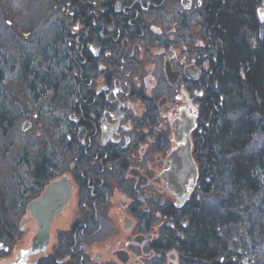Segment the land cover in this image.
<instances>
[{
  "label": "trees",
  "instance_id": "obj_1",
  "mask_svg": "<svg viewBox=\"0 0 264 264\" xmlns=\"http://www.w3.org/2000/svg\"><path fill=\"white\" fill-rule=\"evenodd\" d=\"M120 1L128 5L132 0ZM55 3L67 21L58 22L52 35L46 36L50 38L23 43L15 36L7 39L13 45V55L11 60L1 56L8 69L0 68V129L9 131L20 117L15 114L18 103L8 91L10 81L5 79L14 74L25 102L38 108L36 119H45L56 136V147L71 158H82L80 144H69L63 131L69 127L71 106L79 114L84 111L80 107L85 97L79 87L81 78L97 73L94 59L91 65L84 63L89 39L84 40L83 31L90 26L91 39L99 40V18H104L105 24L121 18V36L126 43L134 42L133 36L144 28L139 23V28L126 24L128 19H140L135 13L112 17L116 0ZM263 4L264 0H197L193 8L203 42L195 59L204 67L199 79L190 84L198 91L192 134L197 179L180 210L172 205L163 208L178 234L163 227L158 242L161 251L176 249L180 264H243L244 260L264 264V19L257 13ZM187 19L181 15L183 28ZM111 36L115 38V34ZM105 45L122 47L120 41L110 39ZM117 66L119 62H113L112 68ZM93 108L97 109L98 103ZM59 112L62 117H57ZM54 155L44 150L26 158L32 187H41L55 176L58 164ZM179 218L184 219L181 226ZM2 221L0 213V228ZM5 239L13 238L6 235Z\"/></svg>",
  "mask_w": 264,
  "mask_h": 264
},
{
  "label": "flooded vegetation",
  "instance_id": "obj_2",
  "mask_svg": "<svg viewBox=\"0 0 264 264\" xmlns=\"http://www.w3.org/2000/svg\"><path fill=\"white\" fill-rule=\"evenodd\" d=\"M166 2L167 0L160 2L159 0H132L128 5H124L120 0H116L112 17L126 18L133 13L136 16H141L140 12L147 11L148 18L146 20H142L141 17L138 20L136 17L128 19L126 24L134 28H139V25L143 26L144 30L139 35L133 36L134 41H143V44L146 43L148 46L147 51L156 50L157 52L156 60L152 62L153 67L148 70V75L151 78L149 83L164 81L167 86H172L180 95L192 100L196 97L188 93L187 90H192L190 84L199 79L204 67L202 68L198 64L197 57L189 62L188 67H181V54H173L176 46H174L175 42L172 37L177 31L171 27L168 17L174 18L171 20V24L176 23L177 30L181 32V10L178 9L181 2L179 5L176 0L173 8L167 10L165 9ZM184 5L186 8H190V4L184 2ZM101 12L104 13V10ZM163 16L165 17L162 19ZM120 20L121 18L109 19V23L105 24L104 18H99L98 26L102 27L98 33L99 40L91 39L92 28L90 26H87L83 31L84 40L89 39L85 46L88 55L85 57L84 63L91 65V59L96 61L94 67L97 69L96 74L101 75V87L94 88V81L89 79L88 75L94 73H87L85 78H81L79 87L84 89L85 97L81 99L80 107H84V111L81 110L79 114L71 106L67 116L69 122L67 142L71 145L79 143L83 149V157L70 159L69 169L72 176H70L71 178L66 177L71 184V189L78 186L81 191L78 190L76 193L74 216L69 219L66 227L57 229L55 237L52 234V227L55 223H53L54 217L52 218L49 224V242L46 251L28 258V264H180L177 250L171 248L161 251L158 242L163 227L171 228L176 232L178 230L175 223L163 214V208L172 205L174 209L180 210L184 204L177 206L176 199L173 204L160 202L156 207V215H154V187L155 181L158 178L161 179L162 172L168 169L167 157L170 152L185 143V140L181 139V115L192 119L193 116L187 115L183 108H178V114L171 122L174 146L169 149L167 146L169 131L165 128L160 133L154 131L157 112L164 105L172 107L176 101H180L181 97L179 96L176 100L172 99L171 102L162 98L157 108L154 107V104H148L151 107L148 109L145 104V111L140 116L128 108L130 105L125 99L128 96L132 97L130 96L132 91L130 90L126 94L121 89V85L127 84V81L114 79L111 72L106 74V69L98 67L99 62L106 61L107 68H112L113 62L116 63L118 60L116 56L120 60L122 53L137 50V48L126 49L119 45L114 47L105 45L107 39L114 42L120 41L122 31ZM153 20L167 23L165 26L168 28H165L163 32L154 30ZM113 34H115V38L111 39ZM108 56H110L109 59ZM195 69L199 71L197 70V72ZM135 97L140 98L139 96ZM96 103H98V108L94 109ZM176 121L178 122V131L177 134H174L172 124ZM195 127L196 123L193 130ZM191 131L188 134L189 141L192 139ZM154 146L156 147L155 152L164 153L165 151L166 153L165 168L158 175L153 173ZM156 160L159 158L156 157ZM79 166H82V170L80 169V174L76 175L75 171L79 170ZM51 179L49 181H54ZM114 184L118 188L116 191L123 198L118 201L125 215L121 217L120 229H118L124 233V238L112 241L114 238L110 240V237L118 234L117 228L107 222L105 214L110 213L108 209L113 193L111 189ZM163 187H167L166 183L163 184ZM73 197L71 192L67 204ZM67 204L62 209L63 214L66 213L64 209L68 207ZM157 216L162 221L158 222L157 232L153 235L154 225L158 220ZM183 221L184 219L179 218V226ZM34 227L36 233L38 228L36 223ZM10 241V239H5L4 242L10 244ZM3 244L1 243V248L4 252H9V246L5 244L3 246ZM29 244L19 248L13 255L14 257L4 262L13 260L21 250L28 248ZM95 244L100 247L92 249ZM171 251H174L175 255ZM167 253H169L168 259H170L168 263L164 262ZM161 259L163 260L161 261Z\"/></svg>",
  "mask_w": 264,
  "mask_h": 264
},
{
  "label": "rangeland",
  "instance_id": "obj_3",
  "mask_svg": "<svg viewBox=\"0 0 264 264\" xmlns=\"http://www.w3.org/2000/svg\"><path fill=\"white\" fill-rule=\"evenodd\" d=\"M55 1L56 0H0L1 69L4 71H7L8 69V64L5 65L4 63H1V56L5 55L6 60H11V56L13 55V51L11 50L13 45L11 41L7 40L9 36H15V39L21 43L35 41L39 37L46 39L50 38L46 36L52 35V31H54V29L57 27L58 22L63 21L64 24H66L65 21H67V19L59 12L60 7L55 3ZM196 1L197 0H177L179 5L181 2L180 7L178 8L181 10V15H185L188 18L184 28L181 25V32L177 30L176 23L173 25L171 24V20H174V18L172 16L168 17L171 27L175 28L177 31V33H175L172 37V40L175 42L174 46H176L173 54H181V67H186L190 61L194 60L193 58H195V53L201 46H203L200 22L198 18L192 14ZM184 2L190 4V8H186ZM174 4H176V0H167L165 3V9H172ZM140 13L142 20H146L148 18L147 11ZM257 13L259 19H264V4L258 8ZM164 17L165 16H163L162 19ZM165 20L167 21V19ZM152 23H154V30L157 29L158 31L163 32L165 28H168L165 26L167 23L164 22H157L153 20ZM120 42L122 47H125L126 49L130 48L133 50L137 48V50L130 51L128 53H122V60H119V58L116 56L118 59L117 62H119L120 66H117L115 69L110 67L107 68L106 61L99 62L98 67L101 69H106V72L108 73L111 72L114 75V79L119 81H127V84L121 85V89L123 90L122 92L126 94H128L130 90L132 91L130 93V96L132 97L129 98L128 96L127 99H125L130 105L128 106L129 109H132L136 115L140 116L141 113L145 111L146 103L154 104V107L157 108V105L162 98H165L167 102H171L172 99L176 100L179 96L181 97L180 101H176V104L172 107L169 108L164 105L161 110L157 112V121L154 131H156V133H160L164 130L163 128L169 131L167 146L170 149L174 146L171 122L177 116L178 108H183L187 115L193 116V119L196 120V98H193L192 100L186 99L182 94L180 95L177 90L173 89L172 86H167L164 81H153V83H149L151 78L148 75V70L153 67L152 62L156 60V50L147 51L146 49L148 46L146 43L143 44V42L140 43L136 41H127L125 43L124 39H122V36ZM75 45L78 47V41L75 43ZM109 58L110 56H108V59ZM73 72H75V70ZM93 75H88V77L94 81V88L101 87V75ZM5 79L6 81H10V84L8 83V91L10 98L15 99L18 103V105L15 106V114L17 117H20L17 123L9 131L3 130L2 132L0 129V213L3 216V221L0 228V243L8 245L10 248L9 252L7 253L4 252L2 248H0V263L14 257L13 255L17 253L19 248L30 243V238H32L35 234V222L33 218L30 217L28 207L26 208V206H28L32 199L34 200L39 198L45 187L51 182L47 180L42 187H32L29 182L27 169L25 167L26 158H29L33 154H38V152H42L44 150L50 152L53 151V153L56 154L54 157L56 158L55 161L58 164V167H56V170L58 171L56 172L55 177H53L51 180H56L54 179L56 177L59 179L61 176H72L69 169L71 156L68 153L60 150L58 146L56 147V136H52L46 120L36 119L35 116L38 114V108L35 109L33 108L34 106L30 108V104L25 102V98L23 97L22 93H20V87L18 86L19 83L17 82L18 79L16 76L14 74H8L6 75ZM187 91L188 93L193 94L195 97L198 96V91H195L194 89ZM135 96H139L140 98ZM123 98L126 97L123 96ZM62 114L63 112H59L57 117H62ZM68 114L69 113H67V115ZM23 115L27 116L22 117ZM63 116L65 117V115ZM195 123L196 122L193 121V124ZM193 131L190 133L191 136ZM63 134L66 136L67 130H64ZM190 143L192 149L193 138L191 139ZM155 148L156 147L154 146L153 173L154 175H158L165 168L166 153L165 151L164 153H157L155 152ZM58 155L60 157H58ZM156 157H158L159 160H156ZM81 168L82 166H79V170L75 171L76 175L80 174ZM163 184V180L159 178L155 181L153 206L154 215H156V207L160 202L165 204L175 203V196L167 189V187H163ZM113 186L111 189V191H113L111 197L112 199L110 208L108 209L110 210V213L105 214L107 222L110 223L111 226L117 228L118 234L110 237V240L111 238H114L112 241L118 238H124V233L118 229H120V219L125 215L124 210L121 209L118 201L122 200L123 198H121V196L116 191L118 189L116 184ZM78 190L81 191L78 186H75L71 189L74 197L67 204L68 207L64 209L66 213L63 214V212H60L54 217L53 223H55L52 227L53 237H55L57 229H63L66 227L69 219L74 216L76 193ZM160 220L162 221L160 217H158V220H156L157 223L154 225L153 235H155L157 232L159 224L158 222H160ZM22 223L23 227L21 226ZM6 235H10L13 238L11 239L10 244H6L4 242ZM97 247H100V245L95 244L92 246V249ZM172 253L175 255L174 251ZM168 255L169 253L165 255L164 262L168 263L170 261V259H168ZM162 260L163 259H161V261ZM243 264H249V261L244 260Z\"/></svg>",
  "mask_w": 264,
  "mask_h": 264
},
{
  "label": "water",
  "instance_id": "obj_4",
  "mask_svg": "<svg viewBox=\"0 0 264 264\" xmlns=\"http://www.w3.org/2000/svg\"><path fill=\"white\" fill-rule=\"evenodd\" d=\"M172 127L174 134H177L178 122H174ZM193 127V119L181 115V139L185 143L170 152L167 157L168 169L161 174L167 189L175 196L177 206H182L188 200L196 184L197 166L188 137ZM70 197L71 184L66 176H62L50 182L39 198L29 202L28 212L38 226L37 231L28 248L21 250L13 260L0 264H28V258L44 253L49 242V224L53 217L62 212Z\"/></svg>",
  "mask_w": 264,
  "mask_h": 264
}]
</instances>
